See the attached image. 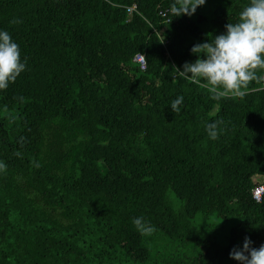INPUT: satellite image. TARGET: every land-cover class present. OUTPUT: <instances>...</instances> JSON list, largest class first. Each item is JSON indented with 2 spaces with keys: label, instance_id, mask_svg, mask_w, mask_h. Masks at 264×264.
<instances>
[{
  "label": "trees",
  "instance_id": "16d2710c",
  "mask_svg": "<svg viewBox=\"0 0 264 264\" xmlns=\"http://www.w3.org/2000/svg\"><path fill=\"white\" fill-rule=\"evenodd\" d=\"M171 3L0 0L27 65L0 91V264H237L245 237L264 245V80L214 101L176 72L249 0L217 6L205 36Z\"/></svg>",
  "mask_w": 264,
  "mask_h": 264
},
{
  "label": "clouds",
  "instance_id": "9594fccd",
  "mask_svg": "<svg viewBox=\"0 0 264 264\" xmlns=\"http://www.w3.org/2000/svg\"><path fill=\"white\" fill-rule=\"evenodd\" d=\"M205 4L206 0H172L169 11L175 18H191ZM191 55L196 60L186 62L183 70L176 69L179 77L205 88L214 101L243 98L251 82L264 80V75L258 74L264 72V0H249L236 23H228L223 34L195 44ZM26 66L19 44L8 31L0 29V91L14 83L26 71ZM183 99L180 96L172 102L174 113L180 112ZM223 124L222 119L206 124L209 139L219 138ZM6 168V164L0 161V173ZM132 223L143 236L156 231L155 226L142 216L134 218ZM229 256L237 264H264V245L255 248L251 239L245 237L243 246L234 247Z\"/></svg>",
  "mask_w": 264,
  "mask_h": 264
},
{
  "label": "rangeland",
  "instance_id": "374dc122",
  "mask_svg": "<svg viewBox=\"0 0 264 264\" xmlns=\"http://www.w3.org/2000/svg\"><path fill=\"white\" fill-rule=\"evenodd\" d=\"M227 3V0H206V4L200 8H198L197 14L195 18L198 16H204L206 18V22L202 25L203 36L209 34L210 21L213 18V11L217 6H223Z\"/></svg>",
  "mask_w": 264,
  "mask_h": 264
},
{
  "label": "built area",
  "instance_id": "2783aa9c",
  "mask_svg": "<svg viewBox=\"0 0 264 264\" xmlns=\"http://www.w3.org/2000/svg\"><path fill=\"white\" fill-rule=\"evenodd\" d=\"M135 62L138 63V65L143 71L147 70V61L144 55L142 54L138 55L135 59ZM263 196H264V187H260L254 191V199L256 201L261 202Z\"/></svg>",
  "mask_w": 264,
  "mask_h": 264
}]
</instances>
